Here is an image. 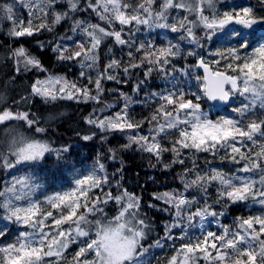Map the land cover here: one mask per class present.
Returning a JSON list of instances; mask_svg holds the SVG:
<instances>
[{"label": "snow or ice", "instance_id": "snow-or-ice-1", "mask_svg": "<svg viewBox=\"0 0 264 264\" xmlns=\"http://www.w3.org/2000/svg\"><path fill=\"white\" fill-rule=\"evenodd\" d=\"M216 2L139 0L133 5L128 0H87L86 3L66 0V10L54 12L56 0H0V19L10 22L7 35L13 40L52 32L71 13L81 10H90L103 22L89 23L71 16V31L80 32L87 39L73 42L74 46L50 42L58 61L79 63L82 69L79 75L86 83L54 74L36 79L27 95L13 99L15 108L6 102L0 106V126L23 122L29 130L46 134L48 128L40 126L35 114L21 110V103L30 104L32 97H39L44 103L75 100L99 105L105 93V80L127 83L113 74L120 70L129 76L132 70L144 69V78L137 81L133 92L143 90L153 71L173 79V74L179 72L195 81L196 90L185 91L173 85L172 90L149 93L156 99V106L150 117L139 121L129 114L133 98L121 92L123 107L111 115L99 116L94 109L83 118L89 131L78 132L77 136L91 141L98 133L102 140L107 139L108 133H122L127 140L121 146L122 151L135 146L160 163L165 153H171V163L163 164L165 170L174 164L185 165L187 153H211L215 157L222 150L225 154L221 160L239 165L231 173L218 168L202 171L193 158L192 167H185L179 177L183 191L153 193L152 200L164 205L158 210L169 213L171 221L163 225L162 236L152 239V222L147 213L141 212L142 198L124 188L119 179L113 186L109 177L104 160L115 161L117 149L109 147L108 155H98L86 173L74 175L70 189L44 194L41 199L36 193L41 192L44 183L31 170L42 168L50 156L55 157L59 166L70 147H55L47 139L26 136L13 128L0 140V169L10 173L18 166H27L30 172L12 176L0 188V222H3L0 238L8 235L10 224L24 229L13 242L0 244V264H145L144 257L150 248H163L162 241L174 243L177 239L181 243L173 247L167 264H197L200 259L205 264H264V214L238 216L232 225L220 222L224 210L232 204L251 201L264 208V111L255 113L257 107L264 110V36H255L257 27L264 31V14H260L264 13V0H257L259 7L234 5L223 11L217 9ZM17 5L28 10L26 22L17 17ZM173 9L184 14L170 17ZM208 10L210 14H206ZM141 25L148 29H168L178 34V38L159 46L152 41L136 44L133 35ZM220 38L234 43L215 51L205 47L206 41ZM254 39L258 43L252 47ZM106 40L128 48L127 62L113 56L100 67L99 51ZM182 42L191 47L185 50ZM37 44L45 48L44 42ZM204 51L208 52L207 57L202 54ZM8 52L17 74L22 70L48 71L24 45L9 48ZM189 58L195 62L189 63ZM178 59L185 61L179 68L175 63ZM97 68L93 80L90 71ZM236 96L243 97V101L232 107L233 116L212 119L202 106L229 104ZM145 124L147 134L142 131ZM121 171L122 168L117 169ZM214 185L217 195L209 203L208 191ZM190 189L199 190L201 197L186 195ZM109 203L116 206L115 215L106 214L105 206ZM217 205L221 207L219 212ZM147 207L157 205L149 203ZM209 217L219 226V231H202L198 237L188 234L197 220L203 229ZM176 229L181 230L179 236L173 235ZM149 239L152 242L145 247ZM77 242L78 249L68 257L70 245Z\"/></svg>", "mask_w": 264, "mask_h": 264}, {"label": "trees", "instance_id": "trees-1", "mask_svg": "<svg viewBox=\"0 0 264 264\" xmlns=\"http://www.w3.org/2000/svg\"><path fill=\"white\" fill-rule=\"evenodd\" d=\"M235 2L228 4V8L234 5L247 6L254 4L259 7L257 0H234ZM86 3L87 0H82ZM130 4L135 5L139 0H128ZM158 7V5H157ZM66 10V0H56V4L53 7L54 12H63ZM179 15L184 13L178 12ZM264 14V13H260ZM16 15L20 19L27 21L28 10L17 5ZM71 16H75L77 19H83L89 23H99L103 24L98 17L92 13L90 10H81L78 12H73L70 14V18L66 22H62L57 25L52 32H41L33 37H22L18 40H13L7 35L10 22L4 19H0V94H3V100L0 101V106L3 103H7L9 107L15 108L16 105L13 104V99L19 100L22 95H27L30 91V84L36 79H45L49 74L63 75L66 76L70 81H78L80 83H86V80L82 78L79 73L81 72V67L79 63L72 61H58L56 59V54L52 52L50 47V42H56L64 46H74L73 42H80L87 39L80 32H72L73 21ZM173 17V14L170 15ZM38 22V21H36ZM171 19L169 20V23ZM140 30L134 32L133 39L136 44L141 41H152L159 46L161 43H167L168 40L178 38V34L172 33L168 29L153 28L148 29L146 26H139ZM264 31L261 30L262 35ZM202 35V33H200ZM127 38V30L125 32ZM37 41H42L45 44V48L41 49L38 47ZM231 43L227 39L220 38L214 41H206L205 47L210 51H215L217 48L229 46ZM257 40L252 41V47L256 46ZM19 45H24L30 52L37 55L38 58L44 64V67L48 69L47 72L41 73L37 70L21 71L17 74L13 70V61L9 58L8 49L12 47H17ZM182 48L187 50L190 45L186 42H182ZM112 51H109V48ZM134 51V49H133ZM197 51H201L197 49ZM127 52L128 48H121L120 46H115L109 41H105L99 51L100 55V67L107 64L109 59L113 56L117 59H121L127 62ZM206 57L208 52H202ZM189 63H194L192 58H189ZM176 67H181L185 61L183 59H178L176 62ZM85 72L90 70L84 69ZM99 68L90 71L93 80L96 78V74ZM144 69L132 70L129 76H124L122 70L117 73H113L118 76L121 81H127V83L116 81L105 80L103 82V87L105 88V93L102 97V103L97 105L95 102H76L75 100H57L54 102L44 103L39 97H32V103L19 105L21 110L29 111L35 114L41 121V126L48 128L46 134H42V139H47L53 143L55 147H61L67 145L70 147V152L65 154L66 159L60 163L59 166L55 163V157L50 156L45 162L43 167H34L31 171H34L37 176H39L44 183V188L41 192L36 193L39 198V194L45 189L48 193L57 191V187L66 188L71 186L70 181L76 175V172L86 171L91 168L95 158L100 155L105 157L108 155L109 147L117 149V159L115 161L104 160L109 177L113 179V186L115 180L119 179L124 188L131 193H134L138 197L142 198L141 212L147 213L150 221L152 222L153 230L151 232V238H159L163 234V225L171 221L169 213L159 211L158 209L163 208L164 205L160 201H153V193H162L164 191H183V185L179 179L180 175L183 173L185 167H192L193 158L196 160V164L203 171L210 168H218L226 173L235 172L239 165L232 164L226 160H221L220 157L225 153L222 150L217 156L213 157L211 153H187L186 164L179 165L174 164L168 170H165L163 164L171 163L172 155L171 153H165L163 157V163L154 162L153 158L147 153L139 151L135 146L128 150H121V146L127 143L125 136L122 133H108L107 139L102 140L99 133L91 141H83L78 136L77 133L86 134L89 131V126L84 123V117L95 109L96 115H111L114 112H118L124 104L123 98L120 93L123 92L128 96L133 98V103L129 105L130 116L139 121L146 117H150L151 112L156 106V99L148 95L152 92H163L165 89L172 90L173 85H177L183 88L185 91H194L195 81L188 75H182L179 72L174 73L175 79L172 77H164L162 73L158 71H153L152 75L148 78L147 82L142 86L143 90L139 92H133L132 88L135 86L137 81L142 80ZM171 71V68H169ZM15 80V83L12 81ZM243 101V97L236 96L232 99L230 104L224 108L213 107L204 103L202 106L205 111H208L212 119H216L220 116H233L231 112L232 107L239 106ZM246 102V101H244ZM105 105H110L108 108H104ZM104 109L101 112V109ZM262 111L259 107L255 109V113L259 115ZM13 126L18 130L24 127L23 122H11L7 127L0 126V132L7 134L11 132ZM143 134L148 133V125L145 124L143 127ZM26 134L30 136L33 130L25 128ZM38 135V134H36ZM168 138H165L167 140ZM0 140H3L0 138ZM155 165V167H153ZM121 172H117V169H121ZM30 169L27 166H18L16 170H12L10 173L5 172L0 169V188L3 187L5 183L12 179V176H19L29 173ZM116 173L115 177L113 174ZM67 189V188H66ZM189 197L197 196L201 197V193L197 189H190L185 193ZM217 195L216 186H212L208 191L209 203L215 199ZM149 203H154L157 205L156 208H148ZM116 206L109 203L105 206V212L107 215H115ZM216 211H220L221 207L219 205L215 206ZM225 215L221 216L220 222L224 225H232L235 218L245 217L249 215H260L264 214V208L259 204H254L249 201L247 203L232 204L227 209L224 210ZM3 222H0L2 225ZM219 227L213 229L214 232L219 231ZM21 229L17 225L8 226V235L0 238V244H7L14 241ZM152 242L151 239L145 242V247ZM151 249V248H150ZM149 249V250H150ZM75 252L74 247L70 246L67 252V256L71 257ZM70 253V254H69ZM162 254V252L160 253ZM173 252L169 251L165 254L162 264H167V258L170 257ZM154 254L147 264L154 263ZM197 264H205V262L200 259Z\"/></svg>", "mask_w": 264, "mask_h": 264}, {"label": "rangeland", "instance_id": "rangeland-1", "mask_svg": "<svg viewBox=\"0 0 264 264\" xmlns=\"http://www.w3.org/2000/svg\"><path fill=\"white\" fill-rule=\"evenodd\" d=\"M233 2H235V1H234V0H217V2H216V7H217V9L223 11V10H225V8H228V4H231V3H233ZM254 7H257V5L254 4ZM171 14H173V17L179 15V14H178V11L175 10V9L170 10V15H171ZM206 14H210V10L206 11ZM260 32H261V28H260V27H257V28L255 29V36L258 37V36L260 35ZM262 35H264V33H263ZM256 46H257V45H256ZM253 47H255V46H253ZM249 51H251V48L249 49ZM233 99H235V97H234ZM214 107H216V106H214ZM40 121H41V120H40ZM41 123H42V121H41ZM40 126H41V125H40ZM13 128H15V126H13ZM13 128H12V129H13ZM25 128H28V126H27L26 124H25L24 127L19 128L17 131L20 132V133H23V134L26 135V136H29L28 134H26V132H25ZM36 134H37V133H35V132H34V129H33V132L30 133V136H35V137L38 138V139H42V134H39V135H36ZM5 135H6V134H5ZM5 135L3 134V132H0V138L3 139V138L5 137ZM72 181H73V179L70 181L71 184H72ZM72 186H73V184H72L71 186H70V185L67 186L66 188H67V189H70ZM66 188H65V187H64V188L57 187V191H63V190H66ZM46 192H47V191L44 189V190L42 191V193L39 194V198L42 199L44 194H48V193H46ZM36 197H38V195H36ZM115 211H117L116 208H115ZM115 214H116V213H115ZM174 244H176V241L174 242ZM70 246H73L74 249L77 250L78 247H79V242H77L76 244L70 245ZM159 249H161V248H156V249H154L153 252H155V250H159ZM151 253H152V251H148V253L145 255V257H144L145 264H147V263L149 262V259H148L147 256L150 257V256H151ZM154 257H155V259H154V260H155V261H154L155 264H162V263H161V260H163V259L160 258L161 256H157V255L154 254Z\"/></svg>", "mask_w": 264, "mask_h": 264}, {"label": "water", "instance_id": "water-1", "mask_svg": "<svg viewBox=\"0 0 264 264\" xmlns=\"http://www.w3.org/2000/svg\"><path fill=\"white\" fill-rule=\"evenodd\" d=\"M200 72H201V74H202V70H200ZM217 106H221V107H223V106H226L227 104H216Z\"/></svg>", "mask_w": 264, "mask_h": 264}]
</instances>
